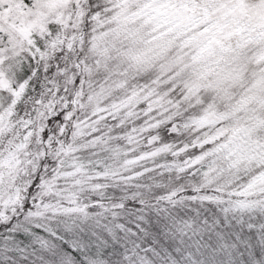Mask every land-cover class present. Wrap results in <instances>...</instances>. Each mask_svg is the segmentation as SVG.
Wrapping results in <instances>:
<instances>
[{"label": "snow or ice", "instance_id": "snow-or-ice-1", "mask_svg": "<svg viewBox=\"0 0 264 264\" xmlns=\"http://www.w3.org/2000/svg\"><path fill=\"white\" fill-rule=\"evenodd\" d=\"M0 264H264V0H0Z\"/></svg>", "mask_w": 264, "mask_h": 264}]
</instances>
